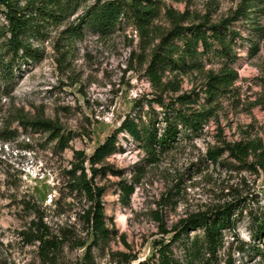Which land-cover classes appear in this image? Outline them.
Wrapping results in <instances>:
<instances>
[{"label": "rangeland", "instance_id": "obj_1", "mask_svg": "<svg viewBox=\"0 0 264 264\" xmlns=\"http://www.w3.org/2000/svg\"><path fill=\"white\" fill-rule=\"evenodd\" d=\"M95 0L60 24L51 25L44 37L33 39L42 56L20 61L11 73L0 68V264H82L91 248L96 264H158L155 243H167L181 219L238 205L236 228L225 231L223 264H264L242 242L252 243L251 209L264 205V173H253L230 158L213 162L211 146L236 141L248 134L264 138V44L247 20L234 21L240 32L234 66L240 72L236 94L224 100L220 120H212L201 136L181 135L178 143L158 159L120 130L127 116L149 110L157 88L146 73L156 39L142 35L133 25L105 34L88 25L80 35L66 30ZM242 0H164L154 27L171 26L168 9L188 12V21L216 23L229 17ZM264 30V13H258ZM211 66H208L210 68ZM183 89L201 88L202 74L184 75ZM158 111L162 108L154 104ZM140 108L143 110L140 111ZM46 119L62 128L64 142L50 132L22 127L19 119ZM117 135V150L104 163L95 182L104 188L101 198L110 237L100 243L85 218L92 201L73 190L74 163L89 158L110 136ZM233 162V163H228ZM79 171L78 174H80ZM134 185L126 201L122 185ZM40 227L41 230H38ZM199 231H192L195 236ZM47 233L59 240L57 257L43 254L35 237ZM173 248L183 254L184 243Z\"/></svg>", "mask_w": 264, "mask_h": 264}, {"label": "trees", "instance_id": "obj_2", "mask_svg": "<svg viewBox=\"0 0 264 264\" xmlns=\"http://www.w3.org/2000/svg\"><path fill=\"white\" fill-rule=\"evenodd\" d=\"M85 1L0 0V68L9 74L20 61L40 59L42 52L33 46V39L46 36L51 25L67 20ZM163 4L164 0H95L66 30L77 36L88 25L94 32L105 34L120 26L133 25L142 35L150 36L156 29L155 36L159 41L153 46L146 68L148 78L157 88L156 96L149 102V110L135 117L127 116L120 126V130L131 135L154 161L162 151L178 143L181 135H203L212 120H220L224 100L234 98L236 83L240 80V72L234 66L240 32L233 28V22L245 19L261 33L262 38L251 45L252 55L257 54L264 44V30L259 26L258 16V13H264V0H242L232 15L216 23L206 19L188 24V12L168 9L171 26L159 32L154 24ZM197 74L204 76L201 88L193 86L191 90H184L181 77ZM155 103L161 106V111L155 108ZM258 103L264 106V98H260ZM19 122L24 128L50 132L60 141H65L62 128L51 120L22 118ZM116 139V134L110 136L89 158L90 178L84 165L87 157L83 152L76 153L77 157L82 156V162L74 163L71 170L73 190L92 201V206L85 211V218L96 243L110 237L101 202L105 190L95 182L104 167L98 168L97 164L104 163L117 150ZM225 155H228L226 159L236 161L253 173H264V138L258 133L248 134L241 140L223 141L222 145L211 146L207 153L213 162L224 160ZM122 191L127 201L135 187L125 184ZM236 210L238 205L228 204L216 211L190 215L176 223L172 230H164L174 235L167 243H155L158 264H223L221 249L225 231L236 228L239 220ZM249 217L252 243L242 242L240 250L245 251L248 246L254 256L264 261V205L258 211L251 209ZM198 230L201 232L192 237L191 232ZM35 238L41 242L43 254L57 257L59 240L49 238L47 233ZM177 241L184 243L181 257L173 248ZM82 264H96L91 248Z\"/></svg>", "mask_w": 264, "mask_h": 264}]
</instances>
